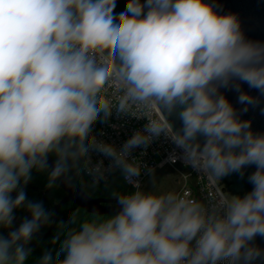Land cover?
<instances>
[{
    "label": "clouds",
    "instance_id": "clouds-1",
    "mask_svg": "<svg viewBox=\"0 0 264 264\" xmlns=\"http://www.w3.org/2000/svg\"><path fill=\"white\" fill-rule=\"evenodd\" d=\"M130 4L138 10L117 17L115 0H0V264H32L30 244L50 220L41 201L28 200L33 171H48L51 188L81 161L88 168L91 152L135 190L118 197L111 217L65 225L59 247L34 264L264 261L255 243L264 238V133L220 92L231 85L242 111L258 103L240 84L264 96V43L247 40L238 18L207 0ZM141 108L156 118L119 148L93 135L113 109ZM161 135L215 180L254 167L251 190L211 207L183 192L141 190V168L129 157ZM21 208L28 215L14 227ZM76 223L73 214L68 224Z\"/></svg>",
    "mask_w": 264,
    "mask_h": 264
},
{
    "label": "water",
    "instance_id": "water-1",
    "mask_svg": "<svg viewBox=\"0 0 264 264\" xmlns=\"http://www.w3.org/2000/svg\"><path fill=\"white\" fill-rule=\"evenodd\" d=\"M207 2L213 4L215 10L220 14H234L238 18L241 30L247 40L264 43V0H207ZM139 3L143 5L146 3V0H139ZM129 10L136 12L138 9L131 6L130 0H115V8L113 9V14L115 16L118 17L120 13ZM144 11H147L146 7ZM240 89L258 98V103L255 105H248L247 111H242L246 106L238 102L239 92L231 85L221 88L220 92L226 96L242 120L251 121V128L254 132L264 133V96H260L255 89H250L246 83H241ZM169 119L174 128H179L180 122L175 116ZM52 159V157L49 158L50 164ZM254 170V167L245 168L243 170V177L238 173H231L221 177L220 180H215V178L212 179L223 195H244L252 188L247 178ZM176 175L181 174L168 162L162 168L156 167L145 179L143 191L164 192L167 189L166 186L171 185L169 177L173 178ZM56 183L66 195L54 206L53 220L48 231L45 233H37L34 238H46L52 233L58 222L61 208L69 202L75 204L87 213L96 216L114 215L119 211V206L117 204L118 197H90L88 193L80 186L76 185L68 175L62 176ZM255 243L259 247L264 248V238L259 236L256 237ZM256 264H264V261H257Z\"/></svg>",
    "mask_w": 264,
    "mask_h": 264
},
{
    "label": "built area",
    "instance_id": "built-area-1",
    "mask_svg": "<svg viewBox=\"0 0 264 264\" xmlns=\"http://www.w3.org/2000/svg\"><path fill=\"white\" fill-rule=\"evenodd\" d=\"M134 111L136 112L135 115L118 114L113 109L107 122H99L98 127L93 129V135L97 140L113 144L119 148L135 131L143 130V125L147 123L148 116L156 118L154 112L144 108L134 109ZM90 156L91 162L88 168H85L83 161H81V171L87 179V187L107 190L115 182H120L132 192L135 190L133 185L124 179L119 169H113L109 166L110 161L108 158L98 152H91ZM133 158L141 168V174L136 178L139 181L140 188L156 167L162 168L168 162L181 174L173 177L177 179L178 187L184 182L177 189V192L186 193L208 207H211L223 196L211 177L185 164L182 150L176 147L170 136L161 135L159 138L154 139L146 149L137 148L133 150L129 160ZM99 161H103V164L99 172H96L93 169Z\"/></svg>",
    "mask_w": 264,
    "mask_h": 264
},
{
    "label": "rangeland",
    "instance_id": "rangeland-1",
    "mask_svg": "<svg viewBox=\"0 0 264 264\" xmlns=\"http://www.w3.org/2000/svg\"><path fill=\"white\" fill-rule=\"evenodd\" d=\"M33 178L32 181L27 185L26 192L28 200L30 201H41L46 210L51 213L50 220L47 224L43 225L38 233H45L48 231L52 224L53 220V213H54V206L61 201V199L66 195L65 192L57 185L56 181L53 187L48 188V171L44 172H36L33 171ZM73 182L80 186L82 189H87V179L83 176L81 171V162L76 166L72 167L71 170L67 174ZM145 182L141 186V190H144ZM132 191L127 187L123 194L131 193ZM16 221L13 225L14 227L19 224L21 218L28 215V213L23 209H18L15 213ZM6 235L7 232L4 231ZM38 243L32 240L30 247L34 248L37 247Z\"/></svg>",
    "mask_w": 264,
    "mask_h": 264
},
{
    "label": "trees",
    "instance_id": "trees-1",
    "mask_svg": "<svg viewBox=\"0 0 264 264\" xmlns=\"http://www.w3.org/2000/svg\"><path fill=\"white\" fill-rule=\"evenodd\" d=\"M99 125V121L94 125L93 129H96ZM127 189L122 183L115 182L109 189L101 190L97 188L88 187L85 191L88 193L90 197H108V198H117L121 195H124V191ZM76 214L77 223L75 225H69L68 222L71 219L72 215ZM112 215L105 216H96L87 213L83 209L79 208L75 204L69 202L64 207L61 208L59 212L58 222L53 229L52 233L46 238H33L34 241L38 243L37 247H34L33 256L31 258L32 264L40 257L44 250L54 249L59 247V240L64 238V232L67 231L68 227H78L80 221L84 219H101V218H109ZM63 222V224H62ZM59 237V240L56 238Z\"/></svg>",
    "mask_w": 264,
    "mask_h": 264
},
{
    "label": "flooded vegetation",
    "instance_id": "flooded-vegetation-1",
    "mask_svg": "<svg viewBox=\"0 0 264 264\" xmlns=\"http://www.w3.org/2000/svg\"><path fill=\"white\" fill-rule=\"evenodd\" d=\"M170 178V182H171V185H167V189L164 191V192H167V191H177V188H178V181L176 178H172V177H169ZM169 186V187H168Z\"/></svg>",
    "mask_w": 264,
    "mask_h": 264
}]
</instances>
